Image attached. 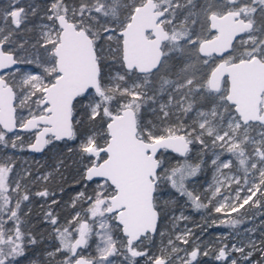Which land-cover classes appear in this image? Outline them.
Here are the masks:
<instances>
[{
    "label": "snow or ice",
    "instance_id": "snow-or-ice-1",
    "mask_svg": "<svg viewBox=\"0 0 264 264\" xmlns=\"http://www.w3.org/2000/svg\"><path fill=\"white\" fill-rule=\"evenodd\" d=\"M57 142L58 192L5 151ZM0 152V264H264V0H8Z\"/></svg>",
    "mask_w": 264,
    "mask_h": 264
},
{
    "label": "trees",
    "instance_id": "trees-1",
    "mask_svg": "<svg viewBox=\"0 0 264 264\" xmlns=\"http://www.w3.org/2000/svg\"><path fill=\"white\" fill-rule=\"evenodd\" d=\"M6 151V150H5ZM23 154L24 153H29L30 151L25 149L24 151H21ZM13 156L16 160V172H20L23 173L25 170H29L32 173V176L28 177L29 181L34 180V178L38 175V172L43 168V167H39L37 166V164H35L34 162H32V164H26V159L25 161L22 162V158L21 157H16V152H12ZM54 154H56V156H53ZM40 156L44 157V161H54V162H59L60 158H65V162L69 165H71V160L66 159L67 157V151L66 149L63 147L62 143L57 142L56 146H49L48 148L45 149L44 152H42L40 154ZM74 171L73 168H69L68 170H64L61 169V172L63 173V176L66 177L68 179V181H71L72 177L70 175V173ZM50 173H52V176L50 177V180L47 182L44 181H38L36 182L35 187L39 188V187H43V186H48L51 189H55L57 192L59 191V187L60 186H64L65 188H68L69 185L64 183V180L61 178V174L57 173L55 171V168L53 167V170L50 171ZM211 170L210 169H205L204 173L202 174V176L200 177V179L197 181L198 183H203L205 180H208V178L210 177ZM68 196L65 195L64 199L67 200ZM43 201H41L39 198H36L33 200L32 204H31V214L29 217V227H31L32 231L34 233L37 234H41L44 238L43 243L40 244L38 246L39 249H44L45 244L50 240L51 238V231H50V227L48 225H46L45 223H43L42 220V205ZM247 208V206H246ZM244 210H242L243 212ZM264 211V210H257L255 208H250L248 209L247 214L250 216L252 214H255L256 219L254 221H249L247 223H245L242 226H249V227H254L260 224L261 222V215L260 212ZM220 214H216L213 213V216H219ZM236 214L233 213V216H235ZM207 218V211L206 210H201V211H193L192 216L190 217L189 223L190 225L193 227V229L195 231H197V233H199V229L196 228V225H203L205 219ZM205 227H207L205 225ZM205 234H208V238H213L215 231L213 229V227L211 228H207V232ZM204 234V235H205ZM33 251H35V249H29L28 251V256L29 253H33Z\"/></svg>",
    "mask_w": 264,
    "mask_h": 264
},
{
    "label": "rangeland",
    "instance_id": "rangeland-1",
    "mask_svg": "<svg viewBox=\"0 0 264 264\" xmlns=\"http://www.w3.org/2000/svg\"><path fill=\"white\" fill-rule=\"evenodd\" d=\"M29 2H33V0H29ZM8 4V0H0V8L2 7H6ZM8 152V154L10 155H13L12 152H16V157H21L22 158V162L25 161L26 159V164H32V162H34L35 164H37V166L39 167H43L39 172H38V175H44V174H48L50 173V171L53 170V167L55 168V165L58 163V160L57 162H54V161H44V157L43 156H40V154H37V153H32V152H29V153H22L21 151L19 150H11V149H8L6 150ZM3 155V152H0V156ZM53 156H56V154H54ZM210 177L208 178V180H205L203 183H196L194 185V187L196 188V190L200 193H203L204 191V188L201 187V185H206V182L207 183H211L212 182V171L209 175ZM241 195H244L243 193H241ZM183 211L184 215H187L189 217L192 216V213L193 211H196L194 210L193 208H191L190 206H188L185 201L183 199H181L180 201V205L176 208L175 210V213L177 216H179L180 212ZM187 225V227L189 228H193L189 221H181L180 222V227L181 228H184V226ZM244 227H249V226H242V228ZM214 231H215V234H214V237L213 238H208V234H205L204 235V239L207 241V240H214L216 238L217 235H219L220 233H226L228 231H230V229H227V228H224V227H220V228H215L213 227ZM51 231V229H50ZM198 235L200 234L197 233ZM56 243V241H54L52 238H50V240L45 244V247L46 248H51L52 245ZM29 259L32 257V253H29ZM29 259H24V258H21L22 260V264H29Z\"/></svg>",
    "mask_w": 264,
    "mask_h": 264
},
{
    "label": "water",
    "instance_id": "water-1",
    "mask_svg": "<svg viewBox=\"0 0 264 264\" xmlns=\"http://www.w3.org/2000/svg\"><path fill=\"white\" fill-rule=\"evenodd\" d=\"M30 151V150H29ZM31 152V151H30ZM34 153V152H33ZM38 154H40V153H38Z\"/></svg>",
    "mask_w": 264,
    "mask_h": 264
}]
</instances>
